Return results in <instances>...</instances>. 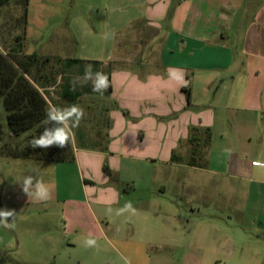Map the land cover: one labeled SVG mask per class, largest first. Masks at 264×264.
Segmentation results:
<instances>
[{
  "label": "crops",
  "instance_id": "1",
  "mask_svg": "<svg viewBox=\"0 0 264 264\" xmlns=\"http://www.w3.org/2000/svg\"><path fill=\"white\" fill-rule=\"evenodd\" d=\"M121 2L109 0L112 11L104 14L102 51L78 58L75 66L80 67L63 74L67 79L61 95L70 102L84 96L71 82V77L79 81L84 76L83 66H91L93 73L111 69L106 92L115 97L122 114L118 112L116 122L100 121V126L105 124L114 138H122L117 154L149 160L158 144L168 164L186 166L127 173L111 163L107 171L96 170L94 160L109 154L75 148L72 157L50 161L58 164L49 180L51 198L37 203L51 205V210L42 206L40 214L62 211L74 245L93 237L107 241L116 253H120L117 243L130 234L149 233L150 227L160 231L174 220L182 221L180 207L163 199L171 192L203 197L198 170L224 178L222 188L218 181L210 187L213 193L227 191L232 201L242 192L248 203L264 206V0H131L135 12L130 15L121 10ZM131 22L137 24L136 30L125 38L123 31ZM124 47L136 49L119 50ZM155 51L158 58L152 55ZM39 55L64 60L60 55ZM149 65L155 66L149 69ZM96 135L93 143L101 141V131ZM209 146L213 149L208 155ZM196 156L206 161L198 164ZM79 162L82 197L66 196L60 206L54 181L66 169L58 168ZM135 193L142 197L138 203L129 195ZM9 195L3 190V196ZM128 203L131 210L115 213ZM109 207L114 210L111 214ZM8 246L0 243V253Z\"/></svg>",
  "mask_w": 264,
  "mask_h": 264
},
{
  "label": "rangeland",
  "instance_id": "2",
  "mask_svg": "<svg viewBox=\"0 0 264 264\" xmlns=\"http://www.w3.org/2000/svg\"><path fill=\"white\" fill-rule=\"evenodd\" d=\"M122 2L121 10L126 15L135 12V8L130 5L131 0ZM110 6L109 0H29L28 4L26 0H0V75L19 73L18 67L8 58V53L22 56L37 52L64 58L65 61L57 58L59 56H50L51 61L41 67V71L32 69V73L40 77L39 85L28 78L41 93L46 108L50 104L59 107L76 104L84 110L83 119L74 129V140L69 146L61 148L55 159L72 157L76 148L77 151L95 150L109 154L98 156V161L94 160L92 168L96 170L109 169L111 163L127 173L135 169L149 171L185 167L186 163L168 164L164 150L158 152V146H161L158 144L156 155L149 160L128 159L117 154L123 146L122 138H114L110 127H103L105 124L100 126V121L106 123L111 119L116 122L117 115L121 113L115 97L106 92L109 87L102 93L91 92V82L82 86L77 80L74 87L84 94L82 98L70 102L61 95L67 79L63 74L73 72V66V69L80 67L75 64L65 66L64 62L97 55L101 31H104V14L108 10L112 11ZM136 27L135 22L127 25L123 31L125 38L132 35ZM20 43L23 44L22 48ZM135 49L119 48L126 53H133ZM153 53V56L159 57L158 51ZM86 66L89 65L83 68ZM154 66L149 65L147 68ZM110 70L106 69L105 74ZM41 85L46 88L43 92L38 88ZM84 87H88L87 90H83ZM3 91L0 87V102H5ZM30 107L23 106V109ZM5 113L0 112V209L15 210L17 215L13 227L0 226V243L9 245L4 253H0V264H124L122 258L130 259L131 264H264V225L261 223L264 221L263 203H248L242 192H238L232 201L227 191L221 189L219 193H213L210 187L218 181L222 188L224 178L200 170L195 173L201 174L203 197L197 194L180 197L171 192L163 199L180 207L182 221L179 224L174 220L172 226L167 224L160 231L150 227L153 230L149 233L136 232L135 237L130 234L117 243L120 253L111 250L104 240H97L98 249L85 247L83 240L74 245L71 243V233L64 228L62 211L59 214H40L43 205L29 201L17 183L25 175L31 174L35 167L40 168L41 178L48 186L49 180L55 177L58 164L50 162L53 160L14 154L24 149L35 154L38 149H32L29 141L45 125L36 124L34 117L28 124L13 119L11 122ZM97 131H101L102 138L93 143V139H98ZM217 148L215 145L214 149L209 146L208 155L213 149L215 157ZM51 149H44V152L53 154ZM186 158V162L189 161L190 155ZM204 158L196 156V161L201 164L202 160L206 161ZM79 164H63L62 167L67 168H58L66 169L63 174L59 171L58 179L54 181L58 185L60 206L66 196L73 195L76 200L82 197L81 174L78 170L82 163ZM240 183L241 186L247 185L245 182ZM3 190L10 195L3 196ZM129 195L131 201L136 203L142 198L136 193ZM43 207L51 210L50 204L49 207Z\"/></svg>",
  "mask_w": 264,
  "mask_h": 264
},
{
  "label": "clouds",
  "instance_id": "3",
  "mask_svg": "<svg viewBox=\"0 0 264 264\" xmlns=\"http://www.w3.org/2000/svg\"><path fill=\"white\" fill-rule=\"evenodd\" d=\"M77 81H73L74 85ZM91 82L94 92L102 93L109 87V77L102 71L93 73L91 66H86L85 74L79 79V83L83 86ZM84 110L76 104L67 107H59L56 105H48L45 110V119L42 123L45 125L43 130L34 136L30 141L32 149H49L53 146L65 148L74 140V129L77 128L83 119ZM23 193L29 198V201L41 202L51 198V190L47 183L41 178L39 167L32 169V173L25 175L17 182ZM131 203L126 204L121 209H116L115 213L120 215L127 210H131ZM114 210L107 209V213L111 214ZM15 210L0 209V226L5 228L14 226L16 217ZM11 219V222H9ZM85 247L97 248V240L93 237H88L84 240ZM124 259V264H131L130 259Z\"/></svg>",
  "mask_w": 264,
  "mask_h": 264
},
{
  "label": "trees",
  "instance_id": "4",
  "mask_svg": "<svg viewBox=\"0 0 264 264\" xmlns=\"http://www.w3.org/2000/svg\"><path fill=\"white\" fill-rule=\"evenodd\" d=\"M27 4L29 0H26ZM21 48L23 44L20 43ZM8 58L18 67L19 73L17 74H4L3 76L0 75V87L4 92V100H2L0 105V112H6V116L14 121H24V124H28L33 120L36 121V124L42 125V121H44V111H45V100L42 97L41 93L38 89L29 82L28 77L34 80L36 84H40V77L34 75L32 73V69H36L41 71V67H43L46 63L51 61L49 56H41L37 53L32 54H23L22 56L16 55L14 53H8ZM79 59H68L65 62V66L73 65L78 62ZM16 80V81H15ZM9 89V90H8ZM80 95L76 96L78 99ZM27 99H29L27 101ZM23 106H32L28 109H23ZM4 110V111H3ZM7 112H9L7 114ZM36 115V116H35ZM8 119V118H7ZM12 122V120H11ZM41 130V129H40ZM7 148L8 143L6 144ZM61 148L53 146L51 152L53 154H47L44 152V149H38V151L33 154L28 152L27 149L19 150L18 152L14 153L15 155L19 156H29L35 159H43L47 158L53 161L59 160H66V159H55V155L61 151ZM52 156V157H51ZM105 170L108 169L105 167Z\"/></svg>",
  "mask_w": 264,
  "mask_h": 264
}]
</instances>
